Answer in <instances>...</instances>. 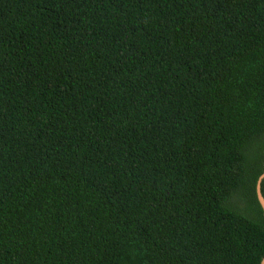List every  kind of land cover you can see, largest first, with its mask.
Masks as SVG:
<instances>
[{
	"label": "trees",
	"instance_id": "1",
	"mask_svg": "<svg viewBox=\"0 0 264 264\" xmlns=\"http://www.w3.org/2000/svg\"><path fill=\"white\" fill-rule=\"evenodd\" d=\"M263 162L264 0H0V264H259Z\"/></svg>",
	"mask_w": 264,
	"mask_h": 264
},
{
	"label": "water",
	"instance_id": "2",
	"mask_svg": "<svg viewBox=\"0 0 264 264\" xmlns=\"http://www.w3.org/2000/svg\"><path fill=\"white\" fill-rule=\"evenodd\" d=\"M263 178H264V162H263V171L258 176L257 181H256V185H255L256 198H257V201L261 207L262 214L264 215V197L261 193V185H260ZM259 264H264V257L260 260Z\"/></svg>",
	"mask_w": 264,
	"mask_h": 264
}]
</instances>
